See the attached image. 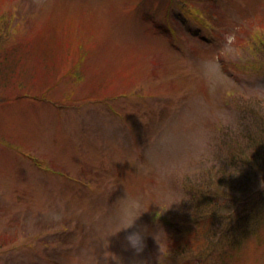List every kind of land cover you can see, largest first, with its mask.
Here are the masks:
<instances>
[{
  "label": "rangeland",
  "instance_id": "374dc122",
  "mask_svg": "<svg viewBox=\"0 0 264 264\" xmlns=\"http://www.w3.org/2000/svg\"><path fill=\"white\" fill-rule=\"evenodd\" d=\"M261 16L264 0H0V264H264V167L244 165L264 148ZM231 163L238 229L201 260L187 183ZM126 198L140 255L116 233Z\"/></svg>",
  "mask_w": 264,
  "mask_h": 264
},
{
  "label": "trees",
  "instance_id": "16d2710c",
  "mask_svg": "<svg viewBox=\"0 0 264 264\" xmlns=\"http://www.w3.org/2000/svg\"><path fill=\"white\" fill-rule=\"evenodd\" d=\"M258 19L259 22L264 25V16H261ZM260 26V30L258 31L264 33L263 29L261 30L263 26ZM261 39L264 40V34L262 35ZM262 149L263 153L260 151H255L254 154L250 152V156L246 161L247 163L244 164L245 166L247 164L249 165L250 175H253L258 165H262L264 167V148ZM32 160L37 161V159L34 157L32 158ZM261 161L263 164L261 163ZM228 165L230 166L224 168L221 166L217 167V164H213L208 170L205 171V174L200 177V179L193 182L188 181L189 183H187V191L189 192L188 195L190 200L188 205H191V216L190 219H187L186 222H194V225L197 224L196 226L200 228L201 232H199L198 234L200 235L201 239H199L196 244L198 245V254L201 260H211L216 255L217 251H215V249L217 248V246L221 245L222 241L226 242L224 239L227 236H230L231 233L235 234L236 230L238 229L236 227H231V225L234 222L238 223L241 216L239 215V217H236L235 220H231L233 219V217H235V213L239 211L236 208L231 207V205H229V202L224 200L223 195L218 192L220 189L226 190L227 188H229V186H231V189H235L234 182L237 180L238 176L231 171L232 169H234L235 165L233 166V163ZM254 180L255 178L252 179V184H254ZM262 180L264 181V171L262 172ZM236 191L237 190H234V193ZM244 191L247 192L248 190ZM260 191L262 193L264 192L263 184ZM245 197L247 199L248 195H245ZM249 200L250 199H248L247 201ZM227 205L230 206V209H233L229 210V208L226 207ZM225 210L228 212L227 216H221V213ZM226 221L227 223L225 226L227 229L224 227V231L221 232L218 228V225H223ZM207 224H215L217 226L216 230L214 232L209 231L207 233H204L205 228L208 227L206 226ZM174 226L176 227L177 225L174 224Z\"/></svg>",
  "mask_w": 264,
  "mask_h": 264
},
{
  "label": "clouds",
  "instance_id": "9594fccd",
  "mask_svg": "<svg viewBox=\"0 0 264 264\" xmlns=\"http://www.w3.org/2000/svg\"><path fill=\"white\" fill-rule=\"evenodd\" d=\"M125 200L126 203L122 207L120 214L117 218L119 228L116 233H119L122 230L135 229L127 232V235L125 236V247L126 249H132L136 255H140L144 251V248L146 246L145 229L136 227V220L143 213L139 212L140 208L142 207V203L139 199L126 198ZM138 212L139 214H137ZM107 264H109V260L107 261Z\"/></svg>",
  "mask_w": 264,
  "mask_h": 264
}]
</instances>
